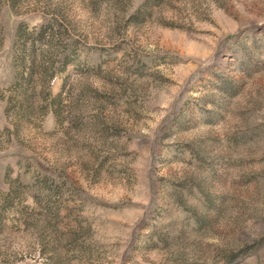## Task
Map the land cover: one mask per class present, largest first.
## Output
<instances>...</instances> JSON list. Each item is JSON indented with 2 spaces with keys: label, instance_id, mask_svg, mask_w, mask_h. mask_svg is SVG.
<instances>
[{
  "label": "rangeland",
  "instance_id": "rangeland-1",
  "mask_svg": "<svg viewBox=\"0 0 264 264\" xmlns=\"http://www.w3.org/2000/svg\"><path fill=\"white\" fill-rule=\"evenodd\" d=\"M0 264H264V0H0Z\"/></svg>",
  "mask_w": 264,
  "mask_h": 264
}]
</instances>
